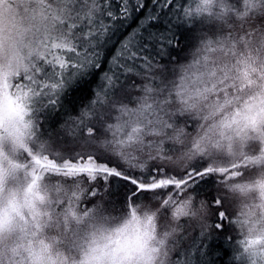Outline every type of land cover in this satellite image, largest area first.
Segmentation results:
<instances>
[{
  "label": "rangeland",
  "instance_id": "374dc122",
  "mask_svg": "<svg viewBox=\"0 0 264 264\" xmlns=\"http://www.w3.org/2000/svg\"><path fill=\"white\" fill-rule=\"evenodd\" d=\"M139 1L122 0V14L127 12L126 7L138 6ZM102 2L103 6L101 0L87 1L89 17L100 18V22L95 21L90 27H83V33L75 36L70 26L78 24L81 18L74 17L75 11L68 7L77 8L80 0H0L1 159L4 161V153L8 152L6 160L13 163L12 155L28 151L30 153L26 155H32V158L37 156L35 159L40 161L44 159L42 165L47 169L49 159L41 154L42 151H53L61 158L73 155V150L86 146V143L94 139L97 140L91 143L95 147L94 153L103 151V148L113 149L121 154L114 152L123 163L141 167H145L146 163L171 165L172 170L165 168L166 165H159L156 167L157 172L161 173V168H165L167 173L171 172L170 176L184 181L181 183L184 186L174 184L178 186L174 189H177L179 196L176 192V195L169 193L163 196L168 203L160 206V210H155L153 215L150 214L153 205L149 203L143 207L142 214L139 211L134 219L130 218L127 209L122 215L120 213L115 216L113 224L108 222L111 219L103 207L94 203L95 200H86L83 188L90 183L89 177L71 179L72 183L63 191L50 189L47 180L43 186L44 191L42 189L46 193L42 200L46 209L40 214V223L37 225L44 226L46 229L43 231L54 226L55 229H52L56 230L54 235L58 239L39 238L33 246L34 251H44V248L49 250L51 247L55 250L58 247L60 256H41L42 262L55 260L53 257L58 256L64 257L67 264H74L75 261L89 257L88 251L96 244L109 242L106 240L112 233L111 227L126 233L132 221V225L135 222L136 230H143V218L151 217L145 232L154 231V235L144 236L139 241L129 237L134 250L129 254L130 258L125 257L126 262L123 261V264H206L204 248L211 246H204L189 260L195 250L190 242L197 233L200 236L208 233L219 211H226L224 225L232 227L231 232L239 236L234 242L224 241L227 247L232 246L229 262L264 264V162L258 163L254 159L256 156H264V78L257 81L264 76V72L262 76L253 77V80L249 78L246 84L248 90L250 87L255 90L252 96L249 95L250 106L246 112L241 114L235 110L237 101L241 100L236 93L242 92L240 83L244 82L241 71L250 67L251 73L264 71V0H185L182 4L185 14L202 17L206 11H211L221 16L230 8L235 15H239L241 10L251 13L254 21L251 52L238 53L228 49L223 52L217 49L216 55H212L217 62L212 66L197 67L194 71L191 67L187 70L193 71L190 76L187 75L191 72L181 69L167 84V92L179 95L182 94L180 85H198L192 96L188 92H184L177 100L167 96V102L180 103L178 113L186 112L188 116L186 123L181 122L185 126L188 124L189 130L185 136L173 129L162 130L169 120L162 118L164 115L161 113L154 112L156 115L151 117L154 120L150 123L146 121L147 111L150 107L156 109L158 101L151 97L146 99V95L143 97L150 101V105L141 100L140 118L138 113L132 116L143 126L125 122L128 121V108H132L134 103L127 105V102L122 101L126 97V87L120 96L124 82L121 84L119 72L133 74L138 68H133L129 58L124 56L128 50V40L119 43L112 56L107 54L105 43L97 41V37L101 39L109 34V26L115 23V19H127V16L122 15L120 18L110 16V5L107 0ZM64 21L66 23L62 24ZM118 25L114 26L112 34L117 33ZM202 34L200 31L192 33L189 35L190 42L195 43L194 40ZM204 37L203 43L196 42L193 46V51L199 50L194 52L197 56L201 55V51L208 52V55L214 53L211 45L215 42L209 41V35ZM73 52L82 55L70 56ZM102 56H107L110 68L99 76L100 85L97 90L95 87L96 94L93 99L79 106L78 111H71L65 100L66 94L82 72ZM250 59L251 66H248ZM118 64L122 67L120 71L116 70ZM178 78L179 81H176ZM205 91L208 94L202 95ZM218 101H221L218 105L223 109L222 112L216 111ZM165 106L170 105L166 103L162 107ZM116 107L118 112H115L117 115L114 119L110 117L113 113L111 108ZM230 113L234 115L233 121L224 122L229 121ZM168 115L175 114L172 112ZM102 117L105 119L101 121L103 135L98 128L93 127L95 121ZM216 117H221L220 130L211 129L210 121ZM175 118L181 121L178 115ZM158 119L163 120L164 125ZM166 138L173 143L166 141ZM138 151L141 165L131 156ZM241 154L248 158L244 166H239L238 170L230 169L233 165L224 166L231 163L229 156L238 157ZM214 159L220 164L216 167L218 171L215 170L219 181H215V190L211 198L207 199L191 190L187 185L190 180L187 179L191 177L190 174L194 176L196 172L206 169ZM32 173L29 171V175ZM180 188L185 189V192ZM84 204L87 205L80 209ZM32 223L23 219L21 225L28 231L35 228ZM16 240L10 232L4 233L0 240V254L4 250H11L10 245ZM120 244L124 246V243ZM176 255L180 262L175 260ZM115 256L111 255L110 259L114 260ZM2 258L0 260L10 261L14 257L8 255ZM90 259L93 260L92 257Z\"/></svg>",
  "mask_w": 264,
  "mask_h": 264
},
{
  "label": "trees",
  "instance_id": "16d2710c",
  "mask_svg": "<svg viewBox=\"0 0 264 264\" xmlns=\"http://www.w3.org/2000/svg\"><path fill=\"white\" fill-rule=\"evenodd\" d=\"M87 1L88 0H80V4L77 8H74V6L68 7V9H73V11H75L76 14L74 17L78 16L81 18L80 24L78 23L70 26L73 28L75 36L83 33L81 31L83 27H90L95 21L100 22V18L89 17L90 12L86 10ZM102 1L103 0H101L103 6L104 4ZM47 2L51 4V2ZM139 2L138 6L126 7L125 9L129 11L127 10L126 13L122 14L124 12L123 9H120L122 0H107V4L111 7L110 16L113 18H120L121 15L127 16L128 20L119 19L118 21L115 19V23L109 26V34L104 38L100 39L95 34L92 36H96L98 42L102 40L103 43H105L107 54L111 56L115 53V49L119 43L122 44L125 40L129 42L128 50L124 52V56L129 58L132 67L138 68V71L133 74L127 71L119 72V76L121 77L120 80H122L121 84L124 82L120 89V96L123 95V90L126 87L124 90L126 97H124L122 101L127 102V105L132 103L136 105V107L133 105L132 108H128V112L126 113V120L128 121L125 122L131 125L136 123L143 126L133 119L132 116L134 113H138V118H140L141 100L147 101V104L150 105V101L146 99H150L151 97L158 101L155 107L156 109L150 107L147 111L146 121L150 123V121L154 120L151 119V117L156 115L154 112L161 113L164 115L162 118L169 120V122L164 125L163 120L158 119L160 123L164 125L163 128L161 127L162 130L173 129L174 131H180L181 135L185 136L189 130L188 124L185 126L181 124V122L186 123L188 121V116L186 112L178 113V111H180L178 106L181 107L180 103L167 102L169 100L167 96H173L176 100L179 99L184 92H188L192 96V94L196 92L194 90L198 85H191L189 87L180 85L182 87V94L179 95L167 92V84L174 79L175 74L181 69L184 72H191V74L187 75L190 76L193 74L194 68L207 65L212 66L213 63L217 62L212 57V55H216L217 49L223 52L227 49L238 53L251 52V34L253 33L252 25L254 21L251 19V13L241 10L238 13L239 15H235L230 8L226 9L221 16L211 11H206L202 17H198L195 14H185L182 7L185 0H172L170 2L167 0H140ZM228 14L230 16H228ZM65 23L66 21L62 22V24ZM118 23L117 33L112 34L111 32L114 26ZM199 31L203 34L194 40L195 43H203L205 41L204 38H206L204 36L209 35V41L215 42L211 45V50L214 51L213 54L208 55V52L204 53L203 51H201L200 56L194 54V52H199V50L193 51L195 43L190 42L189 35ZM220 38L223 39L219 40ZM74 40L78 41L77 38ZM69 55L78 56L82 54L73 52V54ZM248 61L249 65H247L251 66V59ZM118 65L116 70L120 71L122 67L120 64ZM101 67L103 68L101 69ZM191 67L193 71H187ZM108 68H110V65H108L107 62V56H102L98 58L96 63L92 64L90 68L82 72L81 76L71 86L70 91L65 96V100L71 107V111H78L80 108L79 106L93 99L100 85L99 76L103 71L106 72ZM127 70L129 71L130 69L127 68ZM263 72L264 71L251 73V67L241 71L244 82L240 83L242 92L236 93L241 99L236 103L235 110H237L238 113L243 114L246 112L250 106L249 95L252 96L255 92L253 88L250 87L248 90L246 86L249 82V78L253 80V77L255 78L256 75L262 76ZM201 78H203V76H201ZM263 78L264 76L257 79V81ZM176 81H179V78ZM207 81L208 79L206 78V82ZM207 94L208 91L202 92V95ZM143 95H146V99ZM220 102L221 101H218L216 104L217 112L223 111L221 106L218 105ZM166 103L172 107H162ZM111 109L113 113L110 117L115 119L117 115L115 112H118L117 107ZM172 112H174L175 115H168ZM224 114L226 115L228 113ZM176 115L181 118V121L175 118ZM229 117V121L224 122L233 121L232 118H234V115L232 113H230ZM220 118L221 117H216L210 121L212 130L221 129L219 125ZM101 121H105L104 117L97 119L93 127L98 128L99 133L103 135ZM94 134H96V131ZM165 140L173 143L169 138ZM94 141L96 142L97 140L93 139L86 143V146L73 150V155L61 158L57 157V155H55L56 153L53 151H42L41 154L49 159L47 169L42 165L44 159L42 161L35 159L37 156L32 158V155H26L30 153L28 151H23L20 155H12L13 163L6 160V156L9 154L8 152L4 153V161L0 156V240L6 232H10L11 237L13 235L14 238L17 239L14 244L10 245L11 250H4L3 253L0 254L1 259H3L2 256L8 255L14 258L10 259V261L0 260V264H67L68 261L64 262V257H58L61 255L58 247H56L55 250L52 247L49 250L44 248V251L37 252L34 251L33 247L37 244L36 241L39 238L44 240H49L51 238L58 239L54 235V233H56L54 226H52L54 229L49 228L43 231V229L46 228L37 225L40 223V214L46 209L42 204V200L45 196L44 194H46L43 192V186L47 180L49 187H51L50 189L63 191L68 184L72 183L71 179L80 176L85 178L89 177L90 183L83 188L86 200H95L94 203H98L103 207L112 220H108V222H113V224L115 216H118L120 213L122 215L127 209H129L128 215L130 218L133 217L134 219L138 216L139 211L140 214H142L143 207L150 203V206L153 205V211L150 212V214L153 215L155 210H160V206L163 207L168 203L166 201L167 198L164 199L163 196L169 193L175 194V192L177 196H179L177 189H174L178 186L174 184L184 186L181 184L184 183V181H178V178L170 176L171 172L167 173L164 170L167 167L172 170L171 165L160 163L148 165L146 163L145 167L132 166L131 164L123 163L117 158L118 156L115 153L118 152L113 149L103 148V151L94 153L93 150L95 147L91 145ZM111 143L112 146L113 141ZM139 153L140 151L136 154H131L133 160L137 163L141 160L138 157ZM228 158H230L229 160H231V163L225 164L224 166L233 165L230 169L234 168L236 170L239 169V166H244L248 160L245 154H241L238 157L229 156ZM254 159L257 160L258 163L264 162V156H256ZM216 161L215 159L212 162L210 161L206 169L196 172L194 176L190 174L191 177L187 179L190 180V183H187V180L185 181V183L190 186L189 188L191 190L195 191L198 195L201 194L205 196V198L207 197V199L211 198L212 192L215 190L214 187L217 185L215 181H219L216 175V171H218L216 167L220 164L216 163ZM159 165H166L165 168H161L163 170L161 173H158L156 169ZM29 171L33 172L32 175H29ZM55 177L58 178L55 179ZM145 183L148 184L147 186L149 187H147ZM182 188L180 189L184 193L185 189L182 190ZM46 191L49 192L48 190ZM87 204L81 205L80 209L84 208ZM226 215V211H219V214L216 215L213 220L215 224H212L210 231L202 236L198 233L196 234L190 242V245L192 244L195 250L191 253L189 260H192L196 252L203 249L204 246H211V248H204V255L207 258L206 264H234L232 262L230 263L228 258L229 256L231 257L232 246L227 247L224 241L234 242L239 236L233 233V231L231 232L230 228L232 227H229L227 224L224 225ZM31 217H33L34 220ZM150 218L151 217L143 218V230H136L134 226L135 222H133L132 225V221L130 226L127 227L128 231L126 233H122L120 229H112L111 227L112 233L106 240L109 242L106 244H96L94 248L88 251L87 254L89 257L85 260L75 261L74 264L76 262L77 264H123V261L126 262L125 257H129V254L134 250L131 242L129 243V237L135 238V240L138 239L139 241L144 236L150 237L154 235V231L145 232V229L149 227ZM23 219H27L30 222L33 221L31 225L35 228L26 231L27 228L21 225ZM27 233H29L28 236H26ZM124 235H126V237H124ZM119 242L124 243V246ZM209 249H211L210 254ZM49 254H56L58 256L53 257L55 260L52 259L48 262H42V258L40 257L48 256ZM113 254H116V256L118 255V258L116 259L115 256L114 260H111L110 256ZM37 256L38 258H36ZM90 257H92V261ZM175 260L180 262V260L178 261V255H176Z\"/></svg>",
  "mask_w": 264,
  "mask_h": 264
}]
</instances>
